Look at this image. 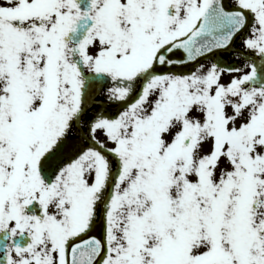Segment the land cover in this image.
Segmentation results:
<instances>
[{"label":"snow or ice","instance_id":"snow-or-ice-1","mask_svg":"<svg viewBox=\"0 0 264 264\" xmlns=\"http://www.w3.org/2000/svg\"><path fill=\"white\" fill-rule=\"evenodd\" d=\"M0 264H264V0H0Z\"/></svg>","mask_w":264,"mask_h":264}]
</instances>
